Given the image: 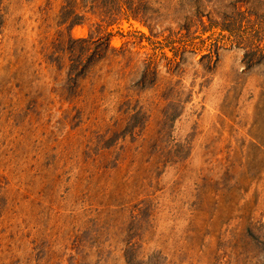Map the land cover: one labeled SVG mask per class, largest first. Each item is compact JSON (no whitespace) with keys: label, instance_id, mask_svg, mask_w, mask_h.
<instances>
[{"label":"rangeland","instance_id":"obj_1","mask_svg":"<svg viewBox=\"0 0 264 264\" xmlns=\"http://www.w3.org/2000/svg\"><path fill=\"white\" fill-rule=\"evenodd\" d=\"M0 264H264V0H0Z\"/></svg>","mask_w":264,"mask_h":264}]
</instances>
